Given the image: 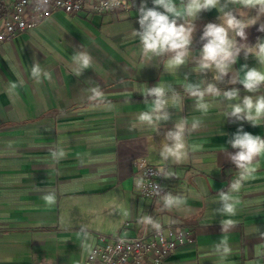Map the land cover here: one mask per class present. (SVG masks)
I'll list each match as a JSON object with an SVG mask.
<instances>
[{
	"label": "crops",
	"instance_id": "0c3cea01",
	"mask_svg": "<svg viewBox=\"0 0 264 264\" xmlns=\"http://www.w3.org/2000/svg\"><path fill=\"white\" fill-rule=\"evenodd\" d=\"M141 2L133 0L127 11H56L0 42V264H85L99 234L116 235L126 220L128 235L155 224L166 230L183 223L192 229L191 239L159 264H264V153L255 158L256 171L240 189L230 190L240 176L230 159L238 151L230 143L233 134L242 127L264 139V115L258 126L226 115L227 105L264 96V83L254 92L240 83L249 69L264 73L254 55L264 42L259 31L264 11L218 0L215 7L178 20L191 30L192 42L185 63L168 69L174 53L145 56L134 35ZM173 2L182 10L187 0ZM146 5L153 7L152 0ZM226 13L241 22L246 38L228 30L239 52L227 75L215 79L220 74L214 66L199 69L206 43L201 37L209 23L227 28ZM82 52L91 63L77 76L73 57ZM34 65L41 69L39 78L31 74ZM186 84L202 90L213 84L220 95L206 94L209 108L203 112ZM156 86L165 87L167 100L176 96L180 103L169 102L164 111L170 118L153 128L138 117L151 110L154 99L143 90ZM92 88L103 93L100 100H89ZM232 89L239 98L224 99ZM182 119L185 155L179 163L165 161L162 144L172 143L166 133ZM141 164L164 168L162 184L180 199L178 206L168 209L162 197L139 193ZM222 192L232 197L235 215L219 211ZM48 195L55 196L54 204L46 203ZM226 220L235 223L225 230ZM222 241L230 253H224Z\"/></svg>",
	"mask_w": 264,
	"mask_h": 264
},
{
	"label": "clouds",
	"instance_id": "9594fccd",
	"mask_svg": "<svg viewBox=\"0 0 264 264\" xmlns=\"http://www.w3.org/2000/svg\"><path fill=\"white\" fill-rule=\"evenodd\" d=\"M232 3L239 2L245 6L259 5L261 11H264V0H230ZM153 7L149 8L146 5V0H142L138 9L139 12V29L135 31L134 35L137 36L142 45V53L145 56L155 55L161 56L165 53H174L171 59L167 62L168 69H175L185 63L187 56V50L192 42L191 30L185 28L183 24H179L178 20L185 17H193L196 13L202 10H209L215 7L218 0H187L186 5L182 10H179L173 0H152ZM159 9H163L160 11ZM228 17L226 23L227 28L224 25H218L215 23H209L205 26L202 40H205L201 53L198 66L200 70L211 69L213 66L220 74L215 79H220L223 75H227L229 65L234 64L236 56L239 50H234V42L228 37V30L232 29L236 31V35L241 38H246L243 31V25L240 21L236 20L231 13H226ZM259 31H264V27H261ZM250 51H252L250 49ZM254 55L259 59L261 64H264V42L259 43L255 50ZM247 58V56H246ZM74 63L78 65L75 70V74L79 76L84 69L88 68L91 63V57L85 53H79L73 57ZM243 67H247L244 65ZM32 76L39 78L41 75V69L38 65H34L32 68ZM45 77H48V73H44ZM244 89L249 92H254L258 89L261 83H264V73L258 72L256 69H249L244 76V79L240 81ZM15 87V85H12ZM88 91L91 92L89 96L90 101L100 100L103 93L98 88H92ZM185 91L189 96L196 98V108L203 112H207L209 104L204 102L206 94L213 96H219L220 91L213 84H209L207 89L202 90L198 85L186 84ZM142 95L154 97L152 101L151 110L143 112L139 115L138 121L142 125L155 128L161 120L167 121L170 117L169 114L164 111L169 102L174 106H179V99L174 96L171 101L167 100L166 89L164 86H156L153 88H145ZM224 99L228 101L236 100L239 98V92L237 89H232L223 93ZM145 103L147 100L145 99ZM231 109L226 113L229 117H236L238 120L250 121L253 126H258L259 119L264 115V96H260L253 101L251 96H245L243 101L237 104L227 105ZM254 110V114H253ZM243 114V115H241ZM199 126V121H195L192 124V129L195 130ZM186 131V122L182 119L175 124L174 130L168 131L165 136L166 141H171L169 144L164 142L162 144L160 156L163 160L167 161L172 158L175 162L182 161L185 153L183 151L184 136ZM231 146L238 151L230 156L232 162L236 165V168L240 170L239 179L230 185V190L238 191L241 187L242 181L246 180L252 173L256 171V167L253 165L255 158L264 153V139L259 135H253L251 133L243 131L242 127L233 134V139L230 141ZM200 146H193L194 150ZM65 154L60 153L63 157ZM220 201L223 202V208L219 211L222 214L235 215V206L232 202V197L228 193H220ZM46 203L54 204L55 196L48 195L45 198ZM180 199L168 195L164 199L165 207L170 209L173 206L180 204ZM146 222L152 223L151 217L146 218ZM225 230L228 226L234 225V221L226 220L222 222ZM156 229L160 228V225L155 224ZM264 235V234H262ZM223 250L225 254L230 253L231 249L228 247L226 241H222Z\"/></svg>",
	"mask_w": 264,
	"mask_h": 264
},
{
	"label": "built area",
	"instance_id": "2783aa9c",
	"mask_svg": "<svg viewBox=\"0 0 264 264\" xmlns=\"http://www.w3.org/2000/svg\"><path fill=\"white\" fill-rule=\"evenodd\" d=\"M133 0H0V42L37 26L53 12L103 13L127 11ZM165 170L155 164H141V176L136 181L140 194L155 199L171 195L163 186ZM130 226L124 221L114 236L99 234V242L88 253L85 264H159L185 241L192 229L183 223L163 229L155 227L137 235L126 234Z\"/></svg>",
	"mask_w": 264,
	"mask_h": 264
}]
</instances>
